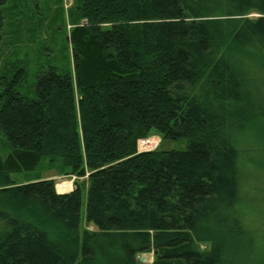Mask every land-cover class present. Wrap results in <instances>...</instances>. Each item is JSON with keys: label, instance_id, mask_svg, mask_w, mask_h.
<instances>
[{"label": "trees", "instance_id": "1", "mask_svg": "<svg viewBox=\"0 0 264 264\" xmlns=\"http://www.w3.org/2000/svg\"><path fill=\"white\" fill-rule=\"evenodd\" d=\"M73 7L70 69L32 96L25 68L0 78V264H264L243 146L264 138V0ZM152 132L187 147L146 150ZM43 161L87 188L17 181Z\"/></svg>", "mask_w": 264, "mask_h": 264}, {"label": "rangeland", "instance_id": "2", "mask_svg": "<svg viewBox=\"0 0 264 264\" xmlns=\"http://www.w3.org/2000/svg\"><path fill=\"white\" fill-rule=\"evenodd\" d=\"M74 3L75 0L7 1L4 6L3 39L0 41V78L9 77L19 68H25L26 79L18 86V89L23 94L32 96L35 92V83L39 72L43 67L54 65L63 70L72 67V47L69 32L74 21L78 20L73 7ZM248 16L257 18L260 14L253 11ZM79 21H84V19ZM248 140L243 145L248 150L245 155L247 202L253 207L255 206L254 208L258 207V209L264 210V138L255 135L249 136ZM148 141L157 142L154 146H150ZM144 146L146 150L160 146L180 150L185 149L187 143L185 140L164 141L161 135L152 132L144 141ZM44 160L47 161L45 158ZM45 161L33 172L14 174L15 178L19 183L33 180L39 175L53 178L56 181V189L60 193L72 191L76 182H80L85 189L87 188V175L80 177L60 173L56 166L49 167ZM44 165L46 166L44 167ZM61 184L64 185L61 186ZM261 212L253 209L249 216L253 214L250 219L252 221L253 218L252 223L259 229L258 233L263 238L264 212ZM85 214L86 196L84 195L82 228L96 229L93 224L85 220ZM206 246L201 245L204 248ZM144 255L147 257V261L152 262L154 260L153 252Z\"/></svg>", "mask_w": 264, "mask_h": 264}, {"label": "water", "instance_id": "3", "mask_svg": "<svg viewBox=\"0 0 264 264\" xmlns=\"http://www.w3.org/2000/svg\"><path fill=\"white\" fill-rule=\"evenodd\" d=\"M137 256H138V258H140V260L142 262H146L147 261V257L144 254L138 253Z\"/></svg>", "mask_w": 264, "mask_h": 264}, {"label": "bare ground", "instance_id": "4", "mask_svg": "<svg viewBox=\"0 0 264 264\" xmlns=\"http://www.w3.org/2000/svg\"><path fill=\"white\" fill-rule=\"evenodd\" d=\"M156 142H157V141H155V142H154V141H148V144H149L150 146H154V145L156 144ZM62 185H64V184H61V186H62ZM66 186H67V185H66Z\"/></svg>", "mask_w": 264, "mask_h": 264}]
</instances>
